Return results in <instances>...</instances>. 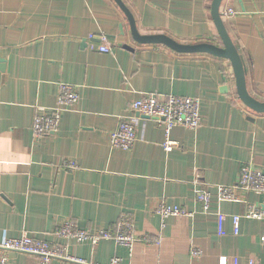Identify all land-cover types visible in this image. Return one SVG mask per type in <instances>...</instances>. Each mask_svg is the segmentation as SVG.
I'll return each mask as SVG.
<instances>
[{"label": "crops", "instance_id": "crops-1", "mask_svg": "<svg viewBox=\"0 0 264 264\" xmlns=\"http://www.w3.org/2000/svg\"><path fill=\"white\" fill-rule=\"evenodd\" d=\"M212 1L121 0L140 36L222 48ZM219 12L247 92L264 102V0H222ZM101 35L108 53L99 51ZM60 84L75 86L79 100L55 134L35 138V115L55 107ZM143 94L197 98L200 127H174L169 140L178 146L167 152L163 128L137 118L133 148L111 149L109 134ZM244 166L264 174V114L239 100L228 60L135 41L115 0H0V245L26 233L84 264H264V222L241 219L233 228V216L260 196L238 191L241 202L213 201L207 211L195 200L196 191L215 199L216 186L237 185ZM160 203L188 216L163 221ZM123 216L137 236L131 249L52 236L67 221L88 232L113 230ZM193 249L201 254L192 257ZM6 254L7 264H38Z\"/></svg>", "mask_w": 264, "mask_h": 264}, {"label": "built area", "instance_id": "built-area-1", "mask_svg": "<svg viewBox=\"0 0 264 264\" xmlns=\"http://www.w3.org/2000/svg\"><path fill=\"white\" fill-rule=\"evenodd\" d=\"M232 10L226 12L227 16L233 15ZM225 16V15H224ZM100 41L99 51L108 53V38L105 35L97 37ZM79 100V94L75 86L60 84L55 107L52 109H41L33 120L32 132L35 138L55 134L60 126L62 113L69 110ZM132 116L120 120L117 128L109 134V145L113 150L129 151L137 141L135 123L137 118L151 119L156 121L163 128L166 141L163 144L165 151L170 152L178 146L176 142L169 140L170 131L174 127H183L194 131L201 125L200 101L197 98L184 97L169 94L159 96L154 94H143L131 105ZM66 167L75 170L77 166L69 162ZM198 179V178H196ZM195 184H198L196 181ZM238 191L253 193L261 197L259 205L247 204L242 215L233 216L234 232H238L241 219L264 222V174L255 171L249 166L240 170L238 183L235 186H216V197L207 190H199L195 193V200L202 206L204 211L210 209L213 201L216 202H241ZM155 213L164 221L169 217L188 216L177 208H171L160 203ZM56 240L74 241L76 243L88 242L96 246L101 241H114L116 244L132 248L136 241V233L131 220L123 216L115 225L113 230H96L88 232L77 228L74 222L67 221L60 228L52 232ZM146 241V238L143 239ZM264 245V233L261 236ZM0 248L3 253L0 256V264H7L8 252H17L31 256L38 261V264H52L53 260L84 264L82 260L71 257L67 254L66 248L58 244H51L40 241L34 237L22 233L17 238H4ZM201 253L197 249L191 251L192 257ZM109 264H120L118 258H113ZM220 264H226L221 260ZM253 264V263H250Z\"/></svg>", "mask_w": 264, "mask_h": 264}, {"label": "water", "instance_id": "water-1", "mask_svg": "<svg viewBox=\"0 0 264 264\" xmlns=\"http://www.w3.org/2000/svg\"><path fill=\"white\" fill-rule=\"evenodd\" d=\"M122 8L126 17L130 22L131 33L135 41L142 44H160L170 48L173 51L192 54V53H206L212 56L223 58L231 63L233 74L235 78L236 91L239 100L252 112L256 114H264V102H259L252 98L246 89V69L238 54L235 46L230 40L219 12L222 0H213L211 4V18L215 26L216 32L222 44V48L212 46L211 44H198L195 46L181 45L163 35L156 36H140L136 30V26L132 16L128 13L121 0H115ZM130 50V48H127Z\"/></svg>", "mask_w": 264, "mask_h": 264}, {"label": "clouds", "instance_id": "clouds-1", "mask_svg": "<svg viewBox=\"0 0 264 264\" xmlns=\"http://www.w3.org/2000/svg\"><path fill=\"white\" fill-rule=\"evenodd\" d=\"M20 162L21 163H24V164H27V163H29V160H28V157L27 156H23V157H21L20 158ZM3 171H8V169H3Z\"/></svg>", "mask_w": 264, "mask_h": 264}]
</instances>
